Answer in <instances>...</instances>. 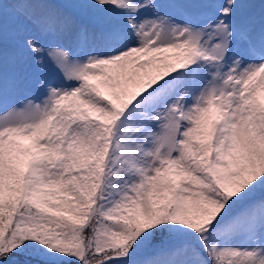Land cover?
I'll use <instances>...</instances> for the list:
<instances>
[{
  "label": "snow or ice",
  "instance_id": "1",
  "mask_svg": "<svg viewBox=\"0 0 264 264\" xmlns=\"http://www.w3.org/2000/svg\"><path fill=\"white\" fill-rule=\"evenodd\" d=\"M0 264H264V0H0Z\"/></svg>",
  "mask_w": 264,
  "mask_h": 264
},
{
  "label": "rangeland",
  "instance_id": "2",
  "mask_svg": "<svg viewBox=\"0 0 264 264\" xmlns=\"http://www.w3.org/2000/svg\"><path fill=\"white\" fill-rule=\"evenodd\" d=\"M3 114V112L2 111H0V115H2Z\"/></svg>",
  "mask_w": 264,
  "mask_h": 264
}]
</instances>
